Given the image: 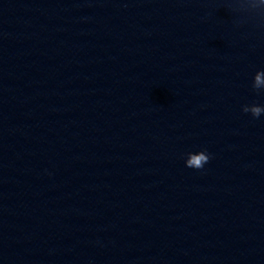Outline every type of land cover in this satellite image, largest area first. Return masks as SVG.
Listing matches in <instances>:
<instances>
[{
	"label": "clouds",
	"instance_id": "1",
	"mask_svg": "<svg viewBox=\"0 0 264 264\" xmlns=\"http://www.w3.org/2000/svg\"><path fill=\"white\" fill-rule=\"evenodd\" d=\"M217 3L230 13L235 27L264 28V0H217ZM251 88L257 95L264 94V69H258L254 73ZM242 111L250 114L253 119H259L264 115V105L245 104ZM209 160L210 154L205 149L197 154H190L186 167L201 170Z\"/></svg>",
	"mask_w": 264,
	"mask_h": 264
}]
</instances>
